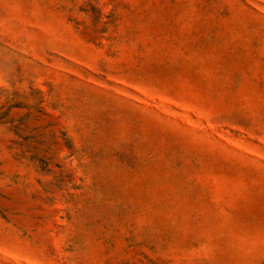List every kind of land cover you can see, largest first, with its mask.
Instances as JSON below:
<instances>
[{
    "label": "rangeland",
    "instance_id": "rangeland-1",
    "mask_svg": "<svg viewBox=\"0 0 264 264\" xmlns=\"http://www.w3.org/2000/svg\"><path fill=\"white\" fill-rule=\"evenodd\" d=\"M0 264H264V0H0Z\"/></svg>",
    "mask_w": 264,
    "mask_h": 264
}]
</instances>
